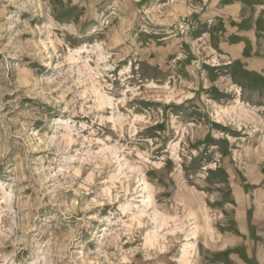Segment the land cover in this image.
<instances>
[{
	"label": "rangeland",
	"instance_id": "374dc122",
	"mask_svg": "<svg viewBox=\"0 0 264 264\" xmlns=\"http://www.w3.org/2000/svg\"><path fill=\"white\" fill-rule=\"evenodd\" d=\"M0 264H264V0H0Z\"/></svg>",
	"mask_w": 264,
	"mask_h": 264
},
{
	"label": "bare ground",
	"instance_id": "6f19581e",
	"mask_svg": "<svg viewBox=\"0 0 264 264\" xmlns=\"http://www.w3.org/2000/svg\"><path fill=\"white\" fill-rule=\"evenodd\" d=\"M101 59H103V58H101ZM99 94V93H98ZM99 98H101V100H105V98H104V96L103 95H101V94H99ZM107 101H109V102H112V100L109 98ZM145 188H146V190H147V186H145ZM147 199H149V201H150V199H151V195L149 194L148 195V197H147ZM135 217V216H134ZM138 217L139 218H134L135 219V221L137 222V223H140V214L138 215ZM129 225V224H128ZM127 226V225H126ZM185 247L187 248V247H189V245L188 244H186L185 245ZM183 252H184V254H187V253H189V250L187 251V249H185V250H183Z\"/></svg>",
	"mask_w": 264,
	"mask_h": 264
}]
</instances>
